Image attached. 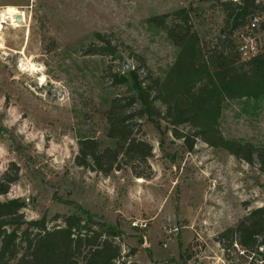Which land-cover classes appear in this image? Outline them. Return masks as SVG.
<instances>
[{
	"label": "rangeland",
	"instance_id": "374dc122",
	"mask_svg": "<svg viewBox=\"0 0 264 264\" xmlns=\"http://www.w3.org/2000/svg\"><path fill=\"white\" fill-rule=\"evenodd\" d=\"M220 1L0 0V11L25 16L18 27L12 16L0 23V178L19 167L0 202L19 200L26 220L45 217L49 226L55 215L86 212L120 230L125 264H264L256 249L233 244L226 254L228 240L216 239L264 206L258 159L249 165L200 140L189 151L163 122H145L140 134L152 152L134 171L148 178L123 164L103 176L75 162L80 139L113 144L105 112L128 91L110 74L139 68L162 78L173 64L177 47L148 20L185 8L211 46L245 24L239 16L225 26ZM99 37L116 46L115 58L88 53L103 45ZM218 125L225 139L264 149V98L224 101Z\"/></svg>",
	"mask_w": 264,
	"mask_h": 264
},
{
	"label": "trees",
	"instance_id": "16d2710c",
	"mask_svg": "<svg viewBox=\"0 0 264 264\" xmlns=\"http://www.w3.org/2000/svg\"><path fill=\"white\" fill-rule=\"evenodd\" d=\"M218 3L225 26L239 16L244 23L248 15L262 10L255 0ZM148 22L164 30L177 47L173 64L162 78L152 76L148 70L142 76L139 68L110 74L115 84L125 85L128 91L113 98L105 112L107 137L113 144L102 146L94 138L80 139L76 164L103 176L123 164L131 168L135 177L148 178L149 174L134 171L135 163H145L152 152L140 131L145 122L157 128L163 122L164 128L189 151L200 140L249 165L258 159L264 170V149L225 139L218 125L224 101L264 98V48L256 56L242 60L230 30L208 46L193 28L185 8L154 16ZM99 40L103 45L88 53L115 58L116 46L104 37ZM134 57L145 68L141 58ZM18 172L19 167L12 163L0 178V195H5L17 181ZM22 207L16 199L0 202V264H125L117 242L121 236L118 228L100 224L86 212L84 217L55 215L54 225L49 226L45 217L26 220ZM222 238L228 240L226 254L233 244L246 252L264 244V206L250 211L216 239Z\"/></svg>",
	"mask_w": 264,
	"mask_h": 264
},
{
	"label": "built area",
	"instance_id": "2783aa9c",
	"mask_svg": "<svg viewBox=\"0 0 264 264\" xmlns=\"http://www.w3.org/2000/svg\"><path fill=\"white\" fill-rule=\"evenodd\" d=\"M237 1V0H234ZM262 10L247 16L245 24L233 35V41L242 60L256 56L264 48V0H255ZM257 254H264V244H259Z\"/></svg>",
	"mask_w": 264,
	"mask_h": 264
},
{
	"label": "bare ground",
	"instance_id": "6f19581e",
	"mask_svg": "<svg viewBox=\"0 0 264 264\" xmlns=\"http://www.w3.org/2000/svg\"><path fill=\"white\" fill-rule=\"evenodd\" d=\"M21 16L22 20H24L25 16L24 13L22 11H19L17 8L13 7V6H7L3 11H0V23L4 22L7 17L12 16L13 19V27H18L19 23L15 21V16ZM23 22V21H22ZM37 68H32V71H36ZM24 70V69H23ZM31 71V70H30ZM43 81V80H42ZM41 81V82H42Z\"/></svg>",
	"mask_w": 264,
	"mask_h": 264
},
{
	"label": "water",
	"instance_id": "95a60500",
	"mask_svg": "<svg viewBox=\"0 0 264 264\" xmlns=\"http://www.w3.org/2000/svg\"><path fill=\"white\" fill-rule=\"evenodd\" d=\"M15 21L18 22V23H21L22 22V18L21 16H15ZM124 68L127 69L128 68V65H124Z\"/></svg>",
	"mask_w": 264,
	"mask_h": 264
}]
</instances>
